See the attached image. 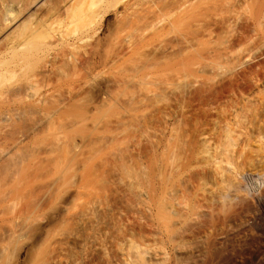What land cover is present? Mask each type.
Here are the masks:
<instances>
[{
  "label": "rangeland",
  "instance_id": "rangeland-1",
  "mask_svg": "<svg viewBox=\"0 0 264 264\" xmlns=\"http://www.w3.org/2000/svg\"><path fill=\"white\" fill-rule=\"evenodd\" d=\"M95 7L98 16L89 34L87 26L66 15L52 20L61 39L72 44L58 50H81L89 61L80 60L84 64L77 71L62 64L63 54L62 62L57 59L65 69L60 80L73 76L80 85L73 94L66 87L58 90L63 115L57 130L30 143L36 150L22 182L23 199L0 202V233L24 226L9 256L0 253V264H44L50 235L73 230L90 231L101 241L88 250L69 246L82 264H264V0H119ZM185 11L187 17L180 19ZM157 22L173 26L153 34ZM206 29L210 36L203 35ZM166 43L179 48L175 58L184 47L192 48L186 52H192L193 67L202 65L204 72L169 67L176 62L173 55L172 60L171 53L157 51ZM94 48L98 54L90 57ZM54 78L36 88L51 90L59 79ZM149 131L155 136L147 138ZM82 135L86 143L75 147ZM111 135L118 138L114 155L133 151L141 138L139 159H157V204L150 214L138 212L133 198L117 191L120 176L102 165ZM56 141L59 163L42 168L39 161L51 156ZM171 143L181 148L182 169H167ZM74 148L81 152L66 164L64 153ZM203 151L210 157L202 158ZM184 169L195 187L183 184ZM103 176L107 187L97 182ZM56 184H63L66 198L61 215L18 213L41 188ZM105 193L116 196L111 202L121 209L120 216L113 212L115 224L112 213L106 220L95 216L84 229L68 219ZM170 201L176 211L161 215L160 205ZM7 242L0 237V247Z\"/></svg>",
  "mask_w": 264,
  "mask_h": 264
},
{
  "label": "bare ground",
  "instance_id": "bare-ground-1",
  "mask_svg": "<svg viewBox=\"0 0 264 264\" xmlns=\"http://www.w3.org/2000/svg\"><path fill=\"white\" fill-rule=\"evenodd\" d=\"M104 1H107L108 4L119 2V0H0V202L6 201L16 204L23 199L24 194H22V182L27 171L33 168L29 157L30 154L36 150V147H30V143L33 140L53 135L57 130L63 115V106L61 107V98L58 94L60 89L66 87V89H68L67 91L70 93L72 92L71 94H73L77 91L76 88L80 85L77 80L78 78L75 79L73 76V78L66 79V76L63 77V75L61 78L65 79L60 80L59 76L61 75V71L65 70L63 69L62 64H66L69 69L71 68L78 71L79 66H81L82 63L84 64V61H89L85 57L87 53H84L83 55V53H79L81 51H79V49H77L79 52H76L75 49L67 47L65 49L66 51L64 50L65 52L63 51V53L58 50L57 47L60 45L66 47L72 44L66 43L61 39L57 29L53 26L52 20L60 15H66L72 21L80 22L87 26V32L89 34L93 29L96 16H98L97 8L95 6ZM186 12L187 11L179 14V18H186L188 15ZM158 22L153 23V27L156 30V32L153 31V34H157L158 31L164 32L171 29L173 26V23L166 26L158 25ZM207 31L208 29L205 30L203 35L210 36V32ZM146 37L147 36H145V38ZM138 39L139 41L141 40V38ZM226 41L227 39L223 43ZM99 47H97V50ZM133 47L134 46H132L131 49L133 51L136 50V46L135 49H133ZM175 48L173 44L166 43L164 45H159L157 51L160 53H171V56H169L171 58L172 55L175 54L173 50L176 51L179 49L177 46ZM95 49L96 48H94V50ZM183 49L184 51H182ZM183 49H180L181 53L179 51L176 53V58L173 55L172 58L175 59L176 62L170 63L168 66L172 67L173 65L178 70L183 71L184 74H190L195 70L197 72H204V67H202V65L193 67L195 62L191 59H194V57H189V54H192V52L187 54L189 51H192V48L191 50L186 47ZM94 50L93 53L89 51V54L92 53L90 57L93 56L94 53L96 55L97 51ZM86 51L88 52V50ZM60 53L63 54V58H61L62 55ZM119 54L120 53L118 52V55ZM199 54L201 53L199 52ZM203 54H201V56H203ZM100 56H103V54ZM237 57L240 59L242 56L240 55V57ZM59 58H61L63 62ZM57 59H59L62 64L59 65V60L57 61ZM83 59L86 60L79 62ZM55 64L56 66L59 65L58 67L61 66L62 69H57ZM55 70H59L58 74H60L54 75ZM96 70L99 69L97 68ZM51 73H53L55 78H51ZM55 73L57 74V72ZM56 76H58L57 78L59 79L57 81L54 80V84L51 86L53 88L51 90L43 91L36 88L47 78H50L51 80L53 78L57 79ZM62 80L63 82H61ZM197 81L199 80H195L194 82ZM108 90L109 88L107 87V90L105 89L103 91H106L107 94ZM101 97L104 96L101 95ZM147 135V138L154 137L155 132L149 131ZM86 140L87 137L82 135L81 144L77 143L75 144V147L84 145ZM117 140L118 138L115 135L110 136L108 142L111 145L109 146L108 151H106L107 153L102 154L104 156L102 165L105 169L114 168L116 174L120 176L117 183V191H126L127 195L124 194L127 197L129 194V197L131 196L133 198L135 205L134 202L132 205H134L133 207H136L138 212L142 214H150L153 205L157 204L156 186L157 173L159 171V169L157 170V159L153 157L149 161H146V163L139 159L140 156L136 154V150L140 151L142 149L143 139L141 138L134 141L133 151H122L119 152V155H114V151H111L114 149ZM167 150L170 157V163L167 169H182L183 167L178 165L179 154L181 152V148L178 147V144H168ZM50 151L51 156L49 158H42V160L39 161V165L42 166V168H47L48 166L59 163L58 156H60V153H58L57 141L52 144ZM80 152L81 151H77L75 148L72 150L69 149L67 153H64L65 158L62 159V161L67 162L66 164L71 163ZM201 157L209 158V151H203ZM184 171L185 172L182 175L183 184L188 188L195 187V183L191 181L189 172H187L186 169H184ZM213 171L217 175L221 174L218 166H216ZM97 182L102 183L107 187L108 181L106 177L103 176V178L99 179ZM63 192V184L41 188L40 194H36L32 200L28 201L27 207L26 204L23 203L22 207L18 209V213L31 215L39 212L41 214H53V216L58 217L65 210L66 198ZM117 193L119 192L114 194ZM125 195L121 196L125 198ZM110 197L111 196L105 193L97 196L92 201L89 200L90 202L88 201L80 211L75 212L73 215L71 213L68 219L70 221L71 219H75L78 229H84L92 224L95 216L98 215L100 218L106 220V218L112 213L114 216H112L113 218L109 216L111 219L110 222L115 224L116 219L114 217L116 214L113 212L116 211L120 216L121 209L118 210V208H116L118 205L115 203L114 207L112 204L113 201L111 202L113 197ZM114 198H116V196ZM114 198L112 200H114ZM132 205L130 204V207ZM175 211L176 206L173 201H170L169 203L167 202L164 205L161 204L159 208V213L164 216L167 213L170 214ZM116 218L119 220L120 217ZM23 229V225H12L9 226L7 230L1 231L0 237L4 236L8 241L6 247H0V253L3 256H9L10 249L17 245L19 238L22 236ZM50 237L51 238L48 240V249L44 258V264H82L79 255L73 252L69 246L71 244H79L78 246L81 249L88 250L91 248L90 244L92 242H101L97 234L93 235L90 231L82 235L78 230H73L71 232H64L56 235L53 234L50 235Z\"/></svg>",
  "mask_w": 264,
  "mask_h": 264
}]
</instances>
